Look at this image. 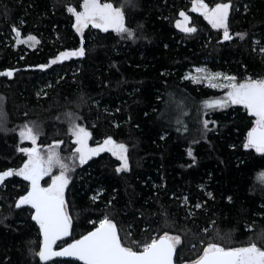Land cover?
Segmentation results:
<instances>
[{
  "label": "trees",
  "instance_id": "1",
  "mask_svg": "<svg viewBox=\"0 0 264 264\" xmlns=\"http://www.w3.org/2000/svg\"><path fill=\"white\" fill-rule=\"evenodd\" d=\"M109 2L119 6L123 0ZM205 2L214 6L228 0ZM231 2L230 41L190 11L191 0H135L124 11L126 25L137 30L136 40L88 28L85 57L42 70L38 66L50 64L60 52L80 47L66 6L77 7L82 0H0V71L14 72L11 78L0 76V112L6 114V127L14 130L0 131V171L17 169L26 159L17 151L29 147L18 139V128L26 122L42 126L38 145L63 140V153L69 155L73 145L64 121L67 112L77 113L79 123L92 132L90 146L112 136L129 149V171L116 173L119 161L102 153L71 174L66 199L74 227L71 236L57 242V250L89 230L88 221L102 218L104 210L135 239L163 231L181 235L183 246L174 264L193 258L192 245L199 247L217 230L231 233L237 242L264 233V184L258 179L264 158L242 147L253 118L241 106L206 112L202 102L220 98L224 91L184 79L189 72L195 75L197 67L241 79L264 76V53L259 51L264 47V0ZM181 10L196 34L176 29ZM13 26L21 37L34 35L40 43L34 48L17 45ZM237 33L247 35L242 40ZM205 119L216 123L202 136ZM189 148L195 160L188 156ZM26 185L11 177L0 186V264H43L29 251L38 250L41 239L30 210L10 207ZM93 196H98L95 202ZM197 203L202 207L196 208ZM48 264L81 262L60 258Z\"/></svg>",
  "mask_w": 264,
  "mask_h": 264
},
{
  "label": "snow or ice",
  "instance_id": "2",
  "mask_svg": "<svg viewBox=\"0 0 264 264\" xmlns=\"http://www.w3.org/2000/svg\"><path fill=\"white\" fill-rule=\"evenodd\" d=\"M129 6L134 7L135 0H123L119 6L109 0H82L77 7L67 5L66 11L75 20L72 26L81 38L80 47L62 51L50 61V64H41L38 67L43 70L51 64L73 57H85L84 35L85 29L89 27L104 33L111 30L121 39L136 40L137 30L126 25L124 9ZM232 7L231 0L216 2L214 6H210L205 0H191L190 11L202 16L212 29L222 30L223 41H230L233 39L229 29V15ZM179 17L175 21L177 29L186 35L197 33L198 29L195 26H189L190 17L185 11L181 10ZM12 31L15 33L17 45L27 44L29 47H35L40 43L34 35H28L26 39H22L21 31L16 26L12 27ZM236 35L243 40L247 34L237 33ZM259 51L264 53V47H260ZM194 71L195 75L189 72L184 79L197 84L207 83L209 88L224 91V95L220 98L204 100L203 109L207 112L242 106L246 114L253 118L242 147L245 150H254L264 158V76L247 75L241 79L236 75L212 72L205 67H197ZM13 75V70L0 71V76L11 78ZM181 113L183 114L182 109ZM80 120L81 117L77 113L64 114V121L68 126L67 134L73 145L68 156L61 155L63 140H54L46 147L38 145V140L43 135L42 126L35 121L26 122L19 128L18 136L21 141H29L31 147L17 149L26 159L17 169L0 171V186H4L5 181L11 177H21L28 182L24 193L20 194L14 206L10 205V207L22 209L27 206L31 220L38 226V235L41 237L38 250L30 247L29 251L43 264H48L53 258H75L81 264H174L178 249L183 246L181 235H172L168 231H163V234L157 233L150 238L135 239L130 231L122 230L118 226L107 210L103 211L102 218L89 220L91 228L78 239H73L71 243L57 250V242L71 236L74 227L73 216L66 199V190L72 180L71 174L76 168L87 164L93 157L107 152L121 162L115 169L116 173L130 170L128 146L117 142L112 136H107L95 147L90 146L92 132L79 123ZM176 123L182 125L183 131H188L187 125L183 124L179 117L176 118ZM200 123L202 127L199 132L203 136L212 131L209 124L216 122L205 119ZM6 124V114L0 112V131L5 133L14 131L8 129ZM180 130L181 128H177V131ZM161 139L164 137L162 136ZM187 154L193 157L191 148L188 149ZM46 177L47 181H45ZM258 179L261 184H264V172L259 173ZM42 181H44L43 184ZM208 195L211 196V193ZM97 199L98 196L92 197L94 202ZM230 200L231 197H229ZM111 203V200L108 201L109 207ZM195 207L199 209L202 205L197 203ZM2 222L3 220L0 219V223ZM204 232L207 233L208 229H204ZM192 250H194L193 258L184 261L183 264H264V233L237 242L231 233L222 235L217 230L215 235L206 240H200L199 247L193 244Z\"/></svg>",
  "mask_w": 264,
  "mask_h": 264
},
{
  "label": "rangeland",
  "instance_id": "3",
  "mask_svg": "<svg viewBox=\"0 0 264 264\" xmlns=\"http://www.w3.org/2000/svg\"><path fill=\"white\" fill-rule=\"evenodd\" d=\"M191 9V8H190ZM196 14H198V13H196ZM74 22H75V20H74V17H73V24H74ZM207 22V21H206ZM89 28H91V27H89ZM74 29V28H73ZM177 29V28H176ZM99 30V29H98ZM179 30V29H178ZM74 31H75V29H74ZM109 31H111V30H109ZM180 31V30H179ZM77 35H79L78 33H77ZM80 36V35H79ZM22 39H26L27 38V36L26 37H21ZM23 45H25V46H27L28 48H34V47H29L27 44H23ZM36 47V46H35ZM73 58H75V57H73ZM218 89V88H217ZM219 90H221V89H219ZM242 107V106H241ZM22 127V126H21ZM18 131H19V128H18ZM18 139H19V141L21 142V143H23V142H27L28 144H29V147H31V144H30V142L29 141H21L20 140V138H19V136H18ZM95 146H97V144L96 145H94V146H92V147H95ZM44 147H46V146H44ZM66 149V146H63V145H61V155L62 156H68V155H66V154H64L63 153V150H65ZM104 153H107V152H104ZM102 154V153H101ZM108 154H110V153H108ZM111 155V154H110ZM113 157V156H112ZM115 158V157H114ZM121 162L119 161V164H120ZM22 166V165H21ZM21 178V177H20ZM46 179V181L48 180V178L46 177L45 178ZM43 182L44 181H42V184H43ZM28 183V182H27Z\"/></svg>",
  "mask_w": 264,
  "mask_h": 264
},
{
  "label": "water",
  "instance_id": "4",
  "mask_svg": "<svg viewBox=\"0 0 264 264\" xmlns=\"http://www.w3.org/2000/svg\"><path fill=\"white\" fill-rule=\"evenodd\" d=\"M53 259H60V258H53ZM75 259V258H74Z\"/></svg>",
  "mask_w": 264,
  "mask_h": 264
}]
</instances>
